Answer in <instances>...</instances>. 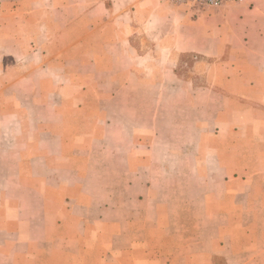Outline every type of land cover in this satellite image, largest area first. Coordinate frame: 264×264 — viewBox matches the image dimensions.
Wrapping results in <instances>:
<instances>
[{"label":"crops","instance_id":"0c3cea01","mask_svg":"<svg viewBox=\"0 0 264 264\" xmlns=\"http://www.w3.org/2000/svg\"><path fill=\"white\" fill-rule=\"evenodd\" d=\"M202 8L0 0V264H264V0Z\"/></svg>","mask_w":264,"mask_h":264},{"label":"rangeland","instance_id":"374dc122","mask_svg":"<svg viewBox=\"0 0 264 264\" xmlns=\"http://www.w3.org/2000/svg\"><path fill=\"white\" fill-rule=\"evenodd\" d=\"M217 7H205L202 9L197 10L198 14L204 13L206 11L216 10ZM199 58L194 57L193 55L183 54L180 55L178 58V61L176 62V73L180 76L185 77H197L198 82H200V79L202 78V75L198 74V72H202V70H205V67L208 62H200L197 64ZM203 83H206L205 78H203Z\"/></svg>","mask_w":264,"mask_h":264},{"label":"built area","instance_id":"2783aa9c","mask_svg":"<svg viewBox=\"0 0 264 264\" xmlns=\"http://www.w3.org/2000/svg\"><path fill=\"white\" fill-rule=\"evenodd\" d=\"M175 5H187L190 8L219 7L226 3H240L244 0H162Z\"/></svg>","mask_w":264,"mask_h":264}]
</instances>
